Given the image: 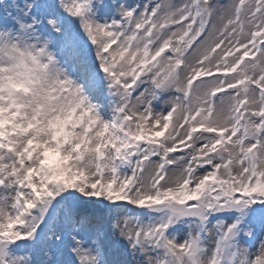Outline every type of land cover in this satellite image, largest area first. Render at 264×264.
Returning <instances> with one entry per match:
<instances>
[{"label": "snow or ice", "instance_id": "obj_1", "mask_svg": "<svg viewBox=\"0 0 264 264\" xmlns=\"http://www.w3.org/2000/svg\"><path fill=\"white\" fill-rule=\"evenodd\" d=\"M0 264H264V0H0Z\"/></svg>", "mask_w": 264, "mask_h": 264}, {"label": "rangeland", "instance_id": "obj_2", "mask_svg": "<svg viewBox=\"0 0 264 264\" xmlns=\"http://www.w3.org/2000/svg\"><path fill=\"white\" fill-rule=\"evenodd\" d=\"M176 2H179V0H176Z\"/></svg>", "mask_w": 264, "mask_h": 264}]
</instances>
